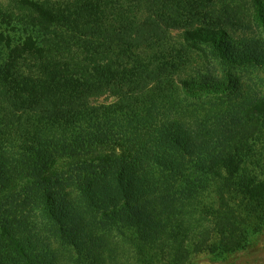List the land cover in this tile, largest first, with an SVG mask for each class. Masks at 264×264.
Listing matches in <instances>:
<instances>
[{
  "label": "trees",
  "instance_id": "obj_1",
  "mask_svg": "<svg viewBox=\"0 0 264 264\" xmlns=\"http://www.w3.org/2000/svg\"><path fill=\"white\" fill-rule=\"evenodd\" d=\"M242 3L22 0L39 30L0 56V264H192L250 246L264 177L243 170L259 137L264 154V94L232 69L264 71V42L233 35L264 30V0Z\"/></svg>",
  "mask_w": 264,
  "mask_h": 264
},
{
  "label": "rangeland",
  "instance_id": "obj_2",
  "mask_svg": "<svg viewBox=\"0 0 264 264\" xmlns=\"http://www.w3.org/2000/svg\"><path fill=\"white\" fill-rule=\"evenodd\" d=\"M46 4H58L67 2L69 0H33ZM243 0H218L216 5L217 11L223 12L226 9L234 10L237 6L243 5ZM39 25L32 12L27 9L22 0H0V35L5 37V40H0V56L7 59L11 54V49L8 43L12 44V48L23 44L29 37H36L38 34ZM177 35V34H176ZM180 36L177 35V38ZM233 37L237 40L242 39H256L264 42V30L253 23L251 29L238 30ZM235 78L240 80V85H245L244 92L249 87L252 91L264 94V71L253 68H235L232 69ZM222 99L225 96L219 95ZM208 97L203 95L190 96L186 101L190 104H197L207 100ZM116 102L114 97L105 95L97 100L95 103L113 104ZM263 137L256 139L259 144L256 147L257 156L251 158L246 163L243 170L244 173L250 177H264V154L262 145ZM260 164V168L256 164ZM233 202H245L243 195L238 191L232 196ZM253 228V227H252ZM252 235L249 238L250 246L244 251L231 256L230 259L217 258L210 254H202L197 256L192 264H264V226L261 228H253Z\"/></svg>",
  "mask_w": 264,
  "mask_h": 264
}]
</instances>
